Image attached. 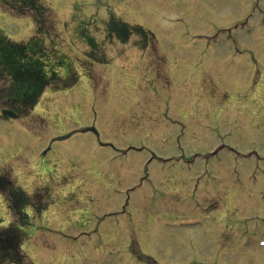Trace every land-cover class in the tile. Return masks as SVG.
Listing matches in <instances>:
<instances>
[{
	"label": "rangeland",
	"instance_id": "374dc122",
	"mask_svg": "<svg viewBox=\"0 0 264 264\" xmlns=\"http://www.w3.org/2000/svg\"><path fill=\"white\" fill-rule=\"evenodd\" d=\"M12 1L0 0L1 35L45 39L61 77L26 112L3 101L0 79V174L36 203L45 192L57 202L33 212L26 262L264 264V222L240 217L229 227L216 199L221 180L239 197L245 186L264 188V0H37L43 17ZM137 25L148 32L141 49L111 36L127 28L136 44ZM8 110L17 117L3 120ZM170 171L192 177L171 188ZM142 175L130 215L104 218ZM74 183L71 206L59 188ZM6 206L0 193V227L13 220ZM254 208L251 218H264ZM129 232L146 243L129 242L137 259L120 242Z\"/></svg>",
	"mask_w": 264,
	"mask_h": 264
},
{
	"label": "trees",
	"instance_id": "16d2710c",
	"mask_svg": "<svg viewBox=\"0 0 264 264\" xmlns=\"http://www.w3.org/2000/svg\"><path fill=\"white\" fill-rule=\"evenodd\" d=\"M12 4V10L16 7L24 12L39 13L43 17L42 6L38 5L37 0H13ZM49 52L50 50L44 47L37 38H32L25 44H19L9 42L0 34V66L5 71H8L9 65L14 68L12 76L15 84L12 93L15 97L22 95L34 97L45 79L50 80L54 77L53 70L46 71L45 68V58ZM34 79L40 83L36 88L33 86ZM24 218L22 217L23 220ZM22 236L21 230L14 225L0 231V264L7 262L24 264V257L18 249Z\"/></svg>",
	"mask_w": 264,
	"mask_h": 264
},
{
	"label": "flooded vegetation",
	"instance_id": "af4514ba",
	"mask_svg": "<svg viewBox=\"0 0 264 264\" xmlns=\"http://www.w3.org/2000/svg\"><path fill=\"white\" fill-rule=\"evenodd\" d=\"M121 28H123V27L121 26ZM128 34H131V33H129V30L126 28L122 32L119 31L118 34H116L115 32L112 31V35L111 36L113 37V39H115L116 42H119L123 46H125L127 44H130L132 49H135L136 46H137L138 49H141V47L143 45L142 40L144 38L141 36L140 29L138 30V32L135 33V35L137 36L135 41L138 42L136 44L130 43V40L128 41V39H131V36L129 38ZM160 176H157L158 181H159V177ZM187 177L188 176L185 175L183 173V171H170L168 173L167 179H168L170 187L172 188V187H175V186L182 187V184L185 182V179ZM191 177L192 176H190L188 178H191ZM221 181L223 183H225V184H223L222 186H220V187H218L216 189V193H217L216 199L219 200L221 202V204H222V208L218 210V213L220 214L222 219L226 215H228L230 217H233L230 220V223L228 225L229 227H234L237 224V221H236L237 218L241 217L246 222H248L249 220L253 219V218H251L252 212L250 210V206L251 207L252 206H256L257 208H254V209H256L257 211H263L264 212V204H259V203L256 202V193L257 192L259 193L260 196H264V188L263 187L248 185V186H245L243 188H240L241 190H243V193L246 192V195L242 196V197H239L238 196V191H237V189L235 187H232L231 185H229L228 181H223V180H221ZM158 183L160 184V181ZM133 194H136V190L134 192H131L130 196L127 195L126 201H125L124 204H122L121 210L119 212L114 213V216H118L119 215V216H122V218H124V217L130 215L131 212L127 211V209L130 207V204L133 203V201L132 202L130 201L131 200V196ZM100 196L101 195L94 196V199H97ZM91 197L93 198L92 195H91ZM142 199L143 198H141V201H142ZM259 205H262L263 207L260 209L258 207ZM164 212L165 213H175L173 211L170 212L169 210H166ZM239 213H242V215H244V216L243 217L239 216ZM262 219H264V218H262ZM222 223L226 225L225 221H222ZM147 237H149V235H147ZM132 239H134L137 242V244L139 243L140 246H143V244L146 245V243H141V242L138 241V237H137L136 233L130 234V232H129L124 237H121V240H120L121 244H125V245L128 244L127 248H126V246L124 247L125 251H127V252H130L129 251V242ZM153 263L155 264L154 260H153ZM177 263H181V261H179Z\"/></svg>",
	"mask_w": 264,
	"mask_h": 264
},
{
	"label": "bare ground",
	"instance_id": "6f19581e",
	"mask_svg": "<svg viewBox=\"0 0 264 264\" xmlns=\"http://www.w3.org/2000/svg\"><path fill=\"white\" fill-rule=\"evenodd\" d=\"M156 5H157V3H156ZM165 6H166V5H165ZM245 195H246V192L243 194V196H245ZM139 202L143 204L144 200L139 201ZM258 207L261 209L263 206H262V205H259Z\"/></svg>",
	"mask_w": 264,
	"mask_h": 264
}]
</instances>
